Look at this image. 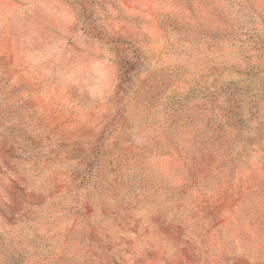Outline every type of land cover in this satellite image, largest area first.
I'll list each match as a JSON object with an SVG mask.
<instances>
[{
	"label": "rangeland",
	"instance_id": "374dc122",
	"mask_svg": "<svg viewBox=\"0 0 264 264\" xmlns=\"http://www.w3.org/2000/svg\"><path fill=\"white\" fill-rule=\"evenodd\" d=\"M248 2L0 0V264H264L261 164L230 175L163 89L207 92Z\"/></svg>",
	"mask_w": 264,
	"mask_h": 264
},
{
	"label": "trees",
	"instance_id": "16d2710c",
	"mask_svg": "<svg viewBox=\"0 0 264 264\" xmlns=\"http://www.w3.org/2000/svg\"><path fill=\"white\" fill-rule=\"evenodd\" d=\"M240 5L238 12H227L230 17L237 18L232 22L229 20L228 29L223 35L227 36L229 43L221 45L224 52L237 53L235 60L220 72L210 75L205 82L207 92L202 94L200 90H195L196 94L188 100L185 94H180L179 81L175 80L169 81L163 89L165 101L172 108L167 117L188 108L208 110L210 120L204 129L206 137H200L196 145L212 144L213 150L219 154L220 166L229 167L230 175H238L242 180L243 174L253 172L255 166L258 168L261 164L264 170V124H261L264 123V13H256L255 10L256 15H250V0L248 4ZM245 16L252 21L246 26L240 23ZM240 25L243 27H238ZM184 31L173 24L165 29L172 46L188 43ZM199 32L200 41H205L208 31L204 29ZM195 84L198 83L191 86ZM151 87L152 84L145 91L149 96L153 94ZM258 154L261 158H258ZM197 159L205 160V157L198 155ZM212 160L209 158L205 162L211 165ZM246 182L250 186L256 184L252 178Z\"/></svg>",
	"mask_w": 264,
	"mask_h": 264
}]
</instances>
